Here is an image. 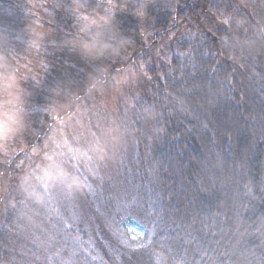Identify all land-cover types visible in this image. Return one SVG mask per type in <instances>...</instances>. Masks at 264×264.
Here are the masks:
<instances>
[{
  "label": "trees",
  "instance_id": "16d2710c",
  "mask_svg": "<svg viewBox=\"0 0 264 264\" xmlns=\"http://www.w3.org/2000/svg\"><path fill=\"white\" fill-rule=\"evenodd\" d=\"M122 2L115 24L134 31L123 33L132 47L106 75L139 74L114 122L129 200L143 207L148 253L164 264H264V62L256 55H264V0ZM149 13L162 28L147 43L141 19ZM161 147L171 180L164 166L155 169L158 180L150 174ZM77 192L88 208L87 189ZM15 216L0 228V264H25Z\"/></svg>",
  "mask_w": 264,
  "mask_h": 264
},
{
  "label": "rangeland",
  "instance_id": "374dc122",
  "mask_svg": "<svg viewBox=\"0 0 264 264\" xmlns=\"http://www.w3.org/2000/svg\"><path fill=\"white\" fill-rule=\"evenodd\" d=\"M6 2L0 8V70L9 69L23 83L28 115L25 129L0 147V228L16 215L25 264H164L142 241L148 230L143 207L129 200L126 163L118 156L114 111L121 98L129 102L136 93L139 74L106 73L130 51V35L118 55L86 57L65 43L77 31L73 0ZM150 14L141 19L147 43L162 28ZM118 31L122 36L134 32ZM256 55L263 64L262 51ZM164 147L161 164L150 159V174L157 180L160 166L171 180ZM127 176L133 180L134 171ZM81 188L90 196L85 209L78 203Z\"/></svg>",
  "mask_w": 264,
  "mask_h": 264
},
{
  "label": "clouds",
  "instance_id": "9594fccd",
  "mask_svg": "<svg viewBox=\"0 0 264 264\" xmlns=\"http://www.w3.org/2000/svg\"><path fill=\"white\" fill-rule=\"evenodd\" d=\"M126 8L122 0H103L96 7H90L87 0H73L71 11L78 22L77 31L65 43L86 57L118 55L127 44V38L116 27L115 12ZM135 14L142 15V7L136 9ZM26 96L23 83L9 69L0 70V147L25 129L28 115ZM49 178L55 180V176ZM67 187L71 189L73 185L68 184ZM36 200L40 202L42 197L37 194Z\"/></svg>",
  "mask_w": 264,
  "mask_h": 264
}]
</instances>
